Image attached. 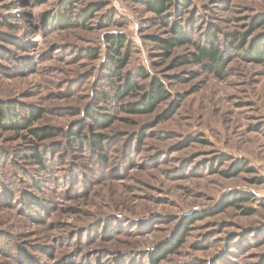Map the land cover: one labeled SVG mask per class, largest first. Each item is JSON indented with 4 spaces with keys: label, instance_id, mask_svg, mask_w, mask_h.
<instances>
[{
    "label": "rangeland",
    "instance_id": "374dc122",
    "mask_svg": "<svg viewBox=\"0 0 264 264\" xmlns=\"http://www.w3.org/2000/svg\"><path fill=\"white\" fill-rule=\"evenodd\" d=\"M262 39L264 0H0V102L29 124L0 127V264H264ZM213 42L219 72L192 59Z\"/></svg>",
    "mask_w": 264,
    "mask_h": 264
},
{
    "label": "trees",
    "instance_id": "16d2710c",
    "mask_svg": "<svg viewBox=\"0 0 264 264\" xmlns=\"http://www.w3.org/2000/svg\"><path fill=\"white\" fill-rule=\"evenodd\" d=\"M139 1L143 2L149 8V10H153L154 12L160 15L163 14L167 10V8L169 6H172V4L174 3V0H139ZM261 20H263V18ZM108 41L111 43L110 48H111V51L113 52V54H110L107 56L111 60V63L109 62L110 63L109 69H110V72H115V69L117 70L121 67V59L113 61V58H115L114 54L118 55L119 51L117 48L121 46L122 41L114 39V38H111ZM184 41L185 39L183 38V36L181 37L177 34V36H172L168 38L167 40H163L161 42L163 43V48L167 50V49L172 48L175 44H182ZM195 48L197 50V53H192L193 61L198 63L199 61L205 59L207 63H204L203 65L206 68L213 70L215 67V70L219 72V69L223 66V64H221V53H220L218 46L213 42L205 46L196 44ZM252 57L257 63H261L262 65H264V40L263 39L261 40L259 48L253 51ZM183 61H187L186 56L182 58V62ZM218 64H221L219 68H218ZM139 71H140L139 74H141V76L144 77L145 71H143L142 69ZM128 87H130V89L132 90V89L137 88L138 86L136 85V82L131 79L129 81ZM115 94L119 98L122 97V95L124 94V89H122V87L120 86H117L115 90ZM166 96H167V93L164 90L163 86L159 83V81L154 79L153 82L150 84L149 91H147L142 96L141 103L135 107L130 105L131 108H129V110L135 113L152 112L158 103L166 99ZM15 116H16L15 108L13 107L10 108L9 106L0 102V127H2V125L7 123L13 130L18 131L20 129H26L29 126L28 123L24 124L20 119L15 120ZM31 116H33V114ZM31 118L27 119L29 120L28 122L31 121ZM28 132L29 134L34 135L35 137L39 139H42V137H48V134H50L51 132V127L48 126V127H42V128H33V129H29ZM73 134L79 136V131L78 130L74 131ZM104 139H105V136H102L101 134H94L92 136L85 137L84 140L85 142H87V144L90 146L91 149L96 150V148H100L102 146V142ZM32 156L33 158L36 159L37 162H41L40 160L41 155L38 151H35L32 154ZM243 200H244V197L242 196L238 197L237 195H235L232 200L227 202L228 203L227 205H237L238 206L237 203ZM185 229H188V227H185ZM182 243H183V236L175 235L173 241L169 243L170 245L166 247L165 251L174 252L175 249L178 248Z\"/></svg>",
    "mask_w": 264,
    "mask_h": 264
}]
</instances>
